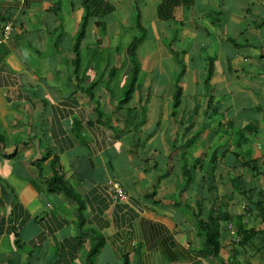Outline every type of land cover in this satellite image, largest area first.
Listing matches in <instances>:
<instances>
[{
	"label": "crops",
	"instance_id": "1",
	"mask_svg": "<svg viewBox=\"0 0 264 264\" xmlns=\"http://www.w3.org/2000/svg\"><path fill=\"white\" fill-rule=\"evenodd\" d=\"M85 4L0 0V32L12 27L0 45V264H86L92 231L93 264H263L264 224L241 192L264 204V0ZM54 171L82 228L76 203L46 190ZM107 180L125 203L101 190ZM221 213L256 236L238 247L224 224L217 258L200 255L197 225Z\"/></svg>",
	"mask_w": 264,
	"mask_h": 264
},
{
	"label": "trees",
	"instance_id": "2",
	"mask_svg": "<svg viewBox=\"0 0 264 264\" xmlns=\"http://www.w3.org/2000/svg\"><path fill=\"white\" fill-rule=\"evenodd\" d=\"M86 1L88 0H82L83 6L86 5L85 4ZM84 9L86 10V8ZM86 17L87 15L85 12L84 15L82 16L78 31L74 38V43L72 45L73 51L78 50L79 41L83 37ZM139 42H140V39H133V41H131L130 44L126 48V53L128 54L129 61L132 63V66H133L131 75L128 80V89L125 90V94H124L126 100L128 99V96L131 93L132 91L131 89L135 85V81L137 78V65H135L134 53H135V49L138 46ZM205 62H206V68H205L203 82L205 86H208V82H209V79L212 73V59L206 58ZM179 67H180V70L174 80V92L172 94V105H171L172 109L176 108V106L178 105V101H179L180 87L178 84H179L180 78L184 71V68L180 63H179ZM54 162L55 161H53L52 164H55ZM241 165L242 166L249 165L252 169L251 171H254V169H256V166L254 165L253 162L244 161L241 163ZM190 181H191V175L187 177L185 176L184 188L188 186ZM46 190L47 192L61 193L65 198L76 203L77 205L76 214L79 220L78 227L82 228L84 219L81 216L82 208H81L80 200L78 196L76 195V193L72 190V188L63 180L62 176L57 173V171L52 172L51 178L46 182ZM250 193L252 192L242 191L241 195L244 196L245 201L248 204L252 205L254 208L257 209L259 213L260 221L264 224V204L261 201H258L260 200V197L262 198V195L260 192H257L255 194L256 201L253 202L254 197H253V194H250ZM234 218H230L224 213H221L216 216L209 214L208 218L204 222L199 223V225H197V227L201 231V238L203 241V245L198 251L200 255L210 256L212 259L217 258V254L220 248L219 236H220V232L222 231L221 228L224 224L226 225L227 223H231L232 219ZM234 220H236L234 222V225H235L234 235L236 238H238V241L235 243V245H237L238 247H242L244 245L249 244L252 238L256 236L257 232H255L253 229H247L240 222V219L235 218ZM90 234L92 235V241L86 253V257H85L86 264H93L92 259L93 257H95V255L97 254V252L99 251V249L101 248L103 244V239L100 235H98L94 231H92ZM260 250H261V256H262V260L264 264V243L262 244V247ZM121 264H127L126 258L123 257L121 259Z\"/></svg>",
	"mask_w": 264,
	"mask_h": 264
},
{
	"label": "built area",
	"instance_id": "3",
	"mask_svg": "<svg viewBox=\"0 0 264 264\" xmlns=\"http://www.w3.org/2000/svg\"><path fill=\"white\" fill-rule=\"evenodd\" d=\"M11 34V28L10 25L4 24L1 29L0 34V44L6 42L10 38ZM101 190L108 195V197L116 203H125L127 201V193L125 190L121 187V185L112 180H107L105 183L101 185ZM227 231L229 234L233 237V242H237L238 238L235 237V233L233 229L230 226H227Z\"/></svg>",
	"mask_w": 264,
	"mask_h": 264
},
{
	"label": "rangeland",
	"instance_id": "4",
	"mask_svg": "<svg viewBox=\"0 0 264 264\" xmlns=\"http://www.w3.org/2000/svg\"><path fill=\"white\" fill-rule=\"evenodd\" d=\"M210 24H211V23H210ZM210 24H208L207 27H208V31H209V33L211 34V30H212V29H215L216 25H215V24H211V25H210ZM211 37H213V36H211ZM129 44H130V43H129ZM129 44H128V45H129ZM215 46L218 47V46H217V43H216ZM217 49H218V48H217ZM126 82H127V78H126V77H123V79H122V85H125ZM126 89H128V83H127V86L124 87V94H125V90H126ZM124 99H125V96H124Z\"/></svg>",
	"mask_w": 264,
	"mask_h": 264
},
{
	"label": "clouds",
	"instance_id": "5",
	"mask_svg": "<svg viewBox=\"0 0 264 264\" xmlns=\"http://www.w3.org/2000/svg\"><path fill=\"white\" fill-rule=\"evenodd\" d=\"M4 24H8V25H10V23H4ZM4 24H3V25H4ZM3 25H2V27H3ZM2 27H1V29H2ZM10 28H11V34H12V27H11V25H10ZM0 34H1V32H0ZM11 34H10V38H11ZM10 38H9V39H10ZM9 39H8V40H9ZM8 40H7V41H8ZM7 41H6V42H7ZM4 43H5V42H4ZM4 43H2V44H4ZM2 44H0V45H2ZM116 182H117V181H116ZM119 184H120V183H119ZM120 185H121V184H120ZM121 187H122V186H121ZM100 188H101V187H100ZM122 188H123V187H122ZM123 189H124V188H123ZM124 190H125V189H124ZM125 192H126V191H125ZM126 193H127V192H126ZM127 197H128V196H127ZM227 225H228V224L225 225V226H226V230H227ZM231 228H232V227H231ZM232 229H233V228H232ZM233 231H234V233H235V230H234V229H233ZM232 243L235 244V242H233V240H232Z\"/></svg>",
	"mask_w": 264,
	"mask_h": 264
}]
</instances>
